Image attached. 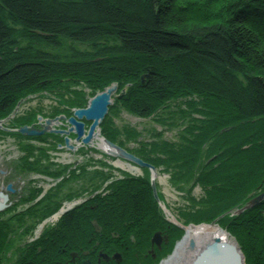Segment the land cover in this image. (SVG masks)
Returning a JSON list of instances; mask_svg holds the SVG:
<instances>
[{
  "label": "trees",
  "instance_id": "obj_1",
  "mask_svg": "<svg viewBox=\"0 0 264 264\" xmlns=\"http://www.w3.org/2000/svg\"><path fill=\"white\" fill-rule=\"evenodd\" d=\"M111 82L119 91L126 86L115 98L118 108L159 126L182 127L176 141L150 134L152 140L135 151L145 163L161 166L176 190H187L191 180L199 185L200 201L187 190L186 223H211L245 204L243 187L264 164V0H0V118L23 92L35 91L65 100L60 105L70 115L87 102L76 89L58 88L84 84L93 96ZM117 113L112 105L99 128L124 149L141 133L115 126ZM35 114L17 118L15 126L36 122ZM0 134L23 139L17 132ZM20 146L26 160L38 156L40 147ZM100 164L111 178L105 195L65 215L54 239L61 247L116 239L162 216L146 169L144 176L114 177L111 165L93 163ZM39 172L57 178L63 171ZM58 193L47 194L51 203ZM246 213L217 223L238 238L245 264L251 260L243 241L249 248L254 237L261 248L256 264H264V215L255 213L247 226ZM173 228L176 234L168 233L177 240L182 231Z\"/></svg>",
  "mask_w": 264,
  "mask_h": 264
},
{
  "label": "rangeland",
  "instance_id": "obj_2",
  "mask_svg": "<svg viewBox=\"0 0 264 264\" xmlns=\"http://www.w3.org/2000/svg\"><path fill=\"white\" fill-rule=\"evenodd\" d=\"M114 84L116 85V90L112 93V96L110 98L111 104L108 106L107 113L113 105L116 113L118 112L117 115H113V122L115 126H117L118 128H122V126L128 125L129 127L136 128L141 133L137 137L138 140L135 143H125V148L129 150L132 149L131 151L134 152L130 154L136 156L138 152H136L135 150L142 146L140 143H147L152 140L150 134H157V137L159 135L160 137H162V140L168 142H174L179 138V130L182 127L159 126L149 118L142 119L127 113L125 109L123 110L122 106L118 108V106L115 105V98H117L118 96H122L120 93L123 91V89H125L126 91V86H123V88L119 91L118 84L111 82V84L105 85L103 90L96 92L93 96L90 95V88H88V86L84 84L78 86L67 84L63 87L58 88V90H64L67 93H70L71 89H76L80 93L79 97H82L80 101L87 102L86 104H84V107L79 108H86L90 99L94 98L95 95L100 94L106 89L111 88V86ZM55 98V95H49L48 97L47 93L43 91H35L33 93L23 92L18 97V100L15 101V104L12 106V108H10L9 112L5 110L4 113L7 112V114L1 116L3 118H0V127L13 129L11 128L14 125L13 122H15L16 118L20 117V111L16 113L19 106L21 113L24 112L26 108L31 110L27 112L29 114L36 112V121H38L37 119L39 117L37 116L38 112L41 113L45 119L60 117L58 121L60 124L57 128L66 130V126L69 127L68 120L73 116V111L79 108L73 107L74 109H72V111L71 109L69 110L71 114L68 115L67 113H65V110L67 109L60 105V100L62 104L65 100H63L62 98ZM66 99H69L70 103L72 102L70 96L66 97ZM107 113L105 116H107ZM52 115L54 117H49ZM26 117H28V115H26ZM104 119L102 120V122L104 121ZM76 121L78 123H84L82 137H86L91 122H88L84 119L80 121L77 119ZM102 122L96 128H94V131L92 132L93 138L91 141V145L89 144L90 147L83 146L84 144L82 143L77 146L74 141L76 135L70 133L68 138L69 140H71L70 144L76 146L74 150H66L64 148V135H59L54 139L44 138L43 140L41 139L42 141L33 142L31 138H37L38 136L20 134L21 136H23V140L20 137L14 139L7 134H0V193L8 195L6 204L7 207L4 209V211L0 212V232H2V234L0 233V264H21L24 257L25 260L28 259L26 252L24 255H17L16 252L18 251V248L15 247V243H18V240L9 241V238L19 233V227L20 225H22V220H34L31 221V231L35 232V230H37L36 232H39L41 231V226H43V230L47 229L50 226V221L53 218L59 219L62 213L68 214L72 212L74 209H72L73 205L81 202H83V204H93L95 202L94 198L96 194L101 193L105 195V188L106 186H108L111 178L110 174H108L109 172H106L109 170L107 167H103L102 164H100L99 166L93 165L95 161L99 160L105 161L107 164L112 166L114 177H121L123 176L122 173H129L137 177L144 176L146 173L143 169H146L148 171L149 181L152 180L154 182L155 192L158 197V207L162 215L158 221L155 220L156 224L152 222L147 224V222H144L143 226H140V228L130 232L128 235L129 239L126 248H115L114 246L109 247L107 252L108 254H103L104 257L101 258V264H108V261L111 260L116 262L115 258H119V256L120 260H117V263L156 259L153 264H157L159 260L169 258V256L172 255L176 245L183 241L185 236V227L206 225L214 227L212 226V223L214 222L217 224V227L215 228L225 233L228 236V239L233 240L241 251V243H239L238 238H236V236L232 232H230V229L227 230L224 226H219L217 220L223 217L229 218L230 216H238V214L246 211L247 213H249V215H247L246 217L248 226V222H250L251 218L255 220L253 217L255 213H257L255 214L257 216L260 214V212L264 215V199L260 200V202L254 205V207L244 209L242 212L233 211L231 214H228V211L226 210L227 212H224L225 214L219 215V217H216V219L211 221V223H186V219H188L189 217L184 218L183 213L187 215L185 212L188 210L189 206H191L190 202L186 200L187 190L188 192H190V195L193 197L194 201H200L199 198L203 196V191L200 189L199 185H197L196 183L194 184L193 180H191L190 183L185 186L189 188L187 190L184 188V190L181 192L176 190L172 186L167 172L163 171L161 166L155 168L153 164L148 163L153 167L154 170H151L149 168H141L130 163L128 160L125 161L103 154L102 150L96 147L95 144L99 139H106L104 136H102V131L99 128ZM44 123L45 122L43 121H41L39 124L37 123L38 125L35 129L42 130L45 126ZM39 126H41V128ZM14 128L18 129L17 126H14ZM15 131L16 130H14L13 134H15ZM50 134L51 133L48 132V134L45 133L40 136H47ZM19 138L21 139L20 141ZM26 142L29 143V145L33 144L35 146L34 148L40 147L38 156L42 155L43 157L40 158L38 156H32L33 158L30 157L29 160H26L28 154H24L20 148L21 143ZM60 145H62V147ZM125 148L124 150H126ZM39 160L41 161V163L39 162ZM86 161H91V166H86ZM36 162H38L39 165L27 164H34ZM46 168H52L53 171L55 170L57 172H60V170H62V173L66 174L68 178L70 177V179L67 178L65 180H61V182H55L51 180L52 177H45L44 174L39 172L42 170H47ZM97 170L101 172H99L98 174L92 173L96 172ZM58 178L59 177L54 179ZM9 183L12 184V187L14 189L13 193L9 192L5 188ZM261 185L262 187H264V164L263 167H258V170L254 174V177L251 178L250 181H248L247 187H243L244 199L246 202L243 206L240 207V209L247 206L250 200L255 199L261 193H264V188L259 187ZM58 190L59 197L55 199L53 197L52 200L54 202L58 201L59 205L57 204L58 208L50 213V217L46 218L45 220H39L42 218L41 215H31V212L33 210L32 207L29 210L27 209V205H29L30 203L25 205V203H27L25 201L28 199V197L32 198V200H35L36 202H38V204H40V199H43L45 196H47V194H50V192H57ZM64 192H67V194H64ZM65 196L67 199H65ZM102 199L104 198L99 197L96 199V201H101ZM49 202L51 203V200H49ZM67 210L68 213L65 212ZM46 220H48L49 222V225L47 226L45 225V223L47 222ZM173 227L177 229L179 228L182 231L177 240L173 239L174 234L172 235L171 233H168L169 229H171L176 234ZM154 233H158V237H154ZM262 233L264 234V231L261 230L260 235ZM22 234L23 233H19V235ZM163 234L167 235L168 237L170 235V239L168 242H165L166 237ZM19 235H16V237ZM238 237L240 236L238 235ZM252 239L255 238L253 237L248 240L249 248L248 244L243 241V243L246 245V250L243 249L242 251H249L251 264H256V258L259 254L257 250H261V248L258 247V245L255 243L253 245V242L251 241ZM157 241L159 242L157 243Z\"/></svg>",
  "mask_w": 264,
  "mask_h": 264
},
{
  "label": "flooded vegetation",
  "instance_id": "obj_3",
  "mask_svg": "<svg viewBox=\"0 0 264 264\" xmlns=\"http://www.w3.org/2000/svg\"><path fill=\"white\" fill-rule=\"evenodd\" d=\"M19 112L20 117H24L26 119L31 118L32 113H27L28 111H31L30 109L26 108L24 112L21 113V110L18 106L16 113ZM28 117H26V115ZM19 117V119H20ZM12 119V118H11ZM17 119V118H16ZM15 119V120H16ZM48 119H53V118H48ZM42 121L45 120L44 116L41 119ZM14 125L11 127L13 129H8L3 127V129H0L2 133L8 132V133H14L16 128L14 126L16 125L15 122H13ZM39 124L38 121L33 122L31 121L29 124H25L28 127H33L37 128V125ZM24 125V126H25ZM41 128V126H39ZM59 127V126H58ZM61 129V128H59ZM16 133V132H15ZM44 177V176H42ZM45 177H48L45 175ZM67 177L66 174L62 173V175L58 179L51 178V180L55 182H61V180H64ZM54 183V182H53ZM11 184V183H10ZM12 185V184H11ZM44 197V196H43ZM40 204L36 202L35 200H32V198L28 197V199L25 201V205H27V209L29 210L32 207V212L31 215L34 216H42L41 219L39 220H45L46 218L50 217V211L54 205V202L50 203L49 202V197L45 196L43 199H40ZM83 202L78 203L73 205L72 209L76 210L78 208L82 209ZM69 209V210H72ZM68 213V210L65 211ZM66 213H62L60 218H53L50 222V226L43 230V226H41V231L35 232L31 231V221L34 220H27L21 221L22 225H20L19 233H23L22 235H19L16 237V235L12 236L9 238V241L11 240H18V243H15V247L18 248V251L16 252L17 255H24L26 252V255L28 256V259L25 260L24 257V262L22 260L21 264H101L102 260L101 258L104 257L103 254H108V248L111 246H114L115 248H126L128 245V233L126 235H121V236H116V239L107 237V239L103 240V242L100 243V240L97 238H92V240L87 241L86 243L83 244H77L75 246L67 245L64 244V247H61L60 245L56 244L54 239H56L61 231L60 225L63 224ZM45 225H49L48 220ZM25 226H24V225ZM59 225V226H58ZM2 234V232H0ZM38 233V234H37ZM37 234V235H36ZM164 235V234H163ZM166 237V241L168 242L170 239L167 235H164ZM8 241V243H9ZM48 246L53 247V251L51 252L52 249H49ZM113 247V248H114ZM21 249V250H20ZM27 250V251H26ZM117 260H120L119 258L116 257L114 262L113 260L108 261V264H152L155 259L152 260H141V261H130V262H120L117 263Z\"/></svg>",
  "mask_w": 264,
  "mask_h": 264
},
{
  "label": "water",
  "instance_id": "obj_4",
  "mask_svg": "<svg viewBox=\"0 0 264 264\" xmlns=\"http://www.w3.org/2000/svg\"><path fill=\"white\" fill-rule=\"evenodd\" d=\"M143 80V77H142ZM116 85H112L111 88L106 89L105 91L101 92L100 94L95 95L94 98L90 99L87 108H79L77 110L73 111V116L69 118L68 124L69 127L66 130H55L51 129L50 127L55 125H58L59 118H54L52 120L47 119L45 120V126L42 130H34L29 129L27 126L21 127L18 129V132L22 135H29V136H37V135H43L45 133H53V134H61L64 135V143L65 148L68 150H74L76 146H73L70 144V140L68 136L70 133H73L76 135L74 141L76 145H80L81 143L84 145H91V141L93 138L92 132L94 131V128H96L102 120L105 118L104 116L107 113L108 106L110 103V98L112 96V93L115 92ZM125 92V89L120 93L122 96ZM86 120L88 122H91V125L89 126L88 134L86 137H82L83 135V126L84 123L80 122L78 123L76 120ZM40 120V117L38 118ZM1 123V122H0ZM104 142V148L100 149L102 152L107 154L110 157L113 158H119L122 160H128L130 163L134 164L135 166H139L141 168H149L151 170H154L152 166L149 164H146L141 160L140 158H136L132 154L128 153L126 150L121 149L116 144H113L107 139L103 138ZM90 144V145H89ZM151 181V189L153 192L154 199L158 202V197L155 192V185L152 180ZM6 190L9 192H14V189L12 185L9 183L6 185ZM264 199V193H261L258 197L255 199L250 200L249 204L245 206L244 208L239 209L238 212H242L244 209H249L250 207H254V205L258 204L260 200ZM7 200L8 195H4L3 193H0V212L4 211V209L7 207ZM212 226L217 227L216 223H212ZM154 237H158V233H154ZM159 241H157L158 243ZM188 249L192 250L194 245L191 240L187 242ZM194 257L190 259L189 262L186 264H244V257L243 254H241V251L239 250L236 243H234L233 240L230 239H220V238H213L207 243L203 244V247L196 252ZM161 263V261H160ZM159 263V264H160Z\"/></svg>",
  "mask_w": 264,
  "mask_h": 264
},
{
  "label": "bare ground",
  "instance_id": "obj_5",
  "mask_svg": "<svg viewBox=\"0 0 264 264\" xmlns=\"http://www.w3.org/2000/svg\"><path fill=\"white\" fill-rule=\"evenodd\" d=\"M51 129L56 127L51 126ZM96 147L99 149L104 148L103 140L99 139L96 141ZM184 239L179 244L176 245L173 253L169 258L164 259L160 264H186L190 261L196 254L198 250L203 247V244L207 243L213 238L228 239V236L211 226H190L185 227ZM191 240L193 242V249L189 250L187 242Z\"/></svg>",
  "mask_w": 264,
  "mask_h": 264
}]
</instances>
